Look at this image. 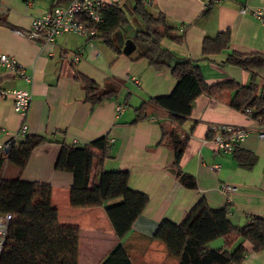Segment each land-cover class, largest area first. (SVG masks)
Here are the masks:
<instances>
[{"label":"crops","instance_id":"1","mask_svg":"<svg viewBox=\"0 0 264 264\" xmlns=\"http://www.w3.org/2000/svg\"><path fill=\"white\" fill-rule=\"evenodd\" d=\"M102 1L126 13L130 26L125 40L144 30L134 14L135 0ZM70 2L0 0V53L15 58L33 77L27 82L0 68V90L29 91L32 104L27 117L28 135L57 142L37 147L22 171L6 164L2 177H21L52 187V202L58 210L60 225L80 229L79 263L101 264L122 243L131 264H179L154 236L163 221L184 223L202 199L212 210L229 206L230 220L237 227L247 225L253 215L264 216V139L258 136L259 123L254 115L230 105L235 91L225 92L219 98L200 96L182 127L181 136L188 135L190 139L180 168L195 177L197 188L191 190L176 177L174 151L157 146L163 129L174 125L170 113L155 107L150 100L173 91L176 81L170 70L156 72L147 59L135 60V52L129 56L118 54L97 37L63 34L53 45H47L14 33L15 29L30 30L34 19ZM147 8L154 17L164 16L167 25L183 36L181 43L163 40L162 48L177 58L199 61L208 84L236 81L249 85L256 74L257 94L264 93V68L244 70L223 64L232 50L264 55V0H218L209 17H203L207 9L204 0H147ZM243 9L249 12L243 13ZM254 12H261V19L252 15ZM228 30L232 33L230 49L204 58L205 38H215ZM76 73L100 86L116 84L120 92L93 106L85 101L86 93L77 82ZM132 77L138 78L140 85ZM143 103L148 104L149 117L135 123L136 110ZM118 105L125 107L120 115L116 112ZM22 122L23 118L14 111L12 98L0 96V142L11 139ZM216 124L241 126L250 134L232 154H224L213 143L211 128ZM103 136H108L111 145V158L106 160L104 170L129 171L130 188L149 198L132 230L122 239L116 235L104 208L79 209L70 205L73 176L56 169L62 143L84 146ZM215 165L220 168L212 170ZM224 185L235 187L236 191L226 195L221 190ZM219 240L209 247L223 248L224 241ZM246 248L243 264H264V250L256 253L249 243Z\"/></svg>","mask_w":264,"mask_h":264},{"label":"trees","instance_id":"2","mask_svg":"<svg viewBox=\"0 0 264 264\" xmlns=\"http://www.w3.org/2000/svg\"><path fill=\"white\" fill-rule=\"evenodd\" d=\"M212 0L203 17H209L215 3ZM134 14L144 25L130 38L136 44L137 59H147L156 72L170 70L176 81L169 95L150 100L157 108L170 113L171 129H163L158 147L168 148L175 153L176 177L188 189H196L195 177L180 168V161L190 137L181 136L182 127L191 116L194 102L202 95L219 98L223 93L235 91L230 101L238 111L250 109L253 119L264 120V93L257 94V76H252L249 85L236 81L208 84L199 61L177 58L162 48L165 39L181 43L183 36L167 25L164 16L154 17L148 11L147 0H135ZM104 22L95 27L100 38L110 49L122 54L118 33L125 37L130 21L123 9L110 6L104 11ZM82 22L91 27V21ZM94 37V38H96ZM230 30L219 33L215 38H205L202 46L204 58L219 55L230 49ZM224 65L244 70L264 68V55L241 53L232 50L223 61ZM76 80L86 93L85 101L95 106L107 98L116 97L120 88L107 83L100 86L87 76L76 73ZM148 104L137 110L135 123L149 117ZM57 143L45 136L27 135L22 140L12 141L8 154H0V215L12 214L8 233L3 245L0 264H80V229L62 226L57 208L52 202V187L48 184L31 183L21 177H2L6 164L20 171L26 167L33 151L44 144ZM56 169L71 173L73 186L70 205L73 208H104L116 235L122 239L132 230L136 219L149 202L147 195L134 191L129 186V171H105L104 164L111 158L108 136L100 137L84 146L62 143ZM250 222L234 226L230 220V207L212 210L202 199L189 213L184 223L176 225L163 221L154 239L166 246L170 256L179 264H243L248 250L246 243L256 253L264 250V216L253 215ZM223 239L224 247L213 249L210 243ZM101 264H131L122 243H118Z\"/></svg>","mask_w":264,"mask_h":264},{"label":"built area","instance_id":"3","mask_svg":"<svg viewBox=\"0 0 264 264\" xmlns=\"http://www.w3.org/2000/svg\"><path fill=\"white\" fill-rule=\"evenodd\" d=\"M211 1L204 0L206 7H208ZM106 8H108V4L102 0H71L67 6L54 7L43 16L34 19L30 30L15 29L14 33L18 36L34 39L47 45H53L57 38L63 34H75L84 38H94L99 34L95 27H99L105 20L104 11ZM242 12L247 13L249 10L243 9ZM252 15L260 19L262 17L261 12H254ZM83 19L91 21L92 26H86L82 22ZM0 68L13 72L16 76L27 82L32 81L33 77L26 72L25 68L15 58L7 54L0 53ZM131 80L135 84L140 85L138 78L132 77ZM0 96L12 98L14 111L23 118L19 131L8 141L0 142V154L6 155L11 149L12 141L23 139L29 133L27 117L32 104V95L24 89H9L0 90ZM124 111L125 107L123 105L117 106L116 112L118 115ZM245 112L250 116L254 114L250 109H247ZM257 122L259 123L258 136L260 139H264V120L260 119ZM211 133L213 134V143L216 150L224 154H232L243 145L250 134L244 127L230 124L213 125ZM219 168L220 166L217 165L211 167L212 170ZM221 190L228 195L236 191V188L224 185ZM12 219L13 216L10 213L0 215V257Z\"/></svg>","mask_w":264,"mask_h":264},{"label":"water","instance_id":"4","mask_svg":"<svg viewBox=\"0 0 264 264\" xmlns=\"http://www.w3.org/2000/svg\"><path fill=\"white\" fill-rule=\"evenodd\" d=\"M118 36V43L120 46L123 47V53L127 56L131 55L136 51V44L133 42V40H125L124 36L121 33L117 34Z\"/></svg>","mask_w":264,"mask_h":264},{"label":"rangeland","instance_id":"5","mask_svg":"<svg viewBox=\"0 0 264 264\" xmlns=\"http://www.w3.org/2000/svg\"><path fill=\"white\" fill-rule=\"evenodd\" d=\"M218 242H219V243L222 242V239H220ZM212 244H213V243H212ZM212 244H211V245H212ZM215 244H217V243H215Z\"/></svg>","mask_w":264,"mask_h":264}]
</instances>
